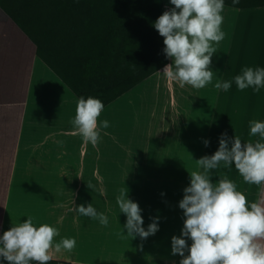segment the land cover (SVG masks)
Listing matches in <instances>:
<instances>
[{"label":"crops","instance_id":"1","mask_svg":"<svg viewBox=\"0 0 264 264\" xmlns=\"http://www.w3.org/2000/svg\"><path fill=\"white\" fill-rule=\"evenodd\" d=\"M173 7L170 0H164V11ZM263 13L264 8L224 7L221 30L226 35L218 45L214 44L217 51L210 65L211 84L215 85L223 76L231 81L237 76L233 64L228 68L222 66L221 59L228 56L233 63L237 40L247 42L248 38L264 36ZM7 17L0 9V197L4 200L0 203H3L0 236L30 217L37 228L48 224L58 230L49 250L53 261L109 264L115 256L124 253L122 259L127 264H179L181 257L171 253V238L180 236L184 226L183 210L178 206L184 195V180L170 173H160L149 162H140L134 175L127 178L120 174H101L100 170L107 165L120 164L119 160L102 158L106 153L110 155L111 146L157 147L159 136L162 139L166 135L172 116L183 114L185 101L196 89L169 80L162 73L164 68L158 71L161 73H154L103 108L97 118L99 140L95 145L101 148H93L72 124L79 98L36 56L34 44ZM171 63L168 58V64ZM197 90L204 91L203 88ZM213 95L208 98L216 105V121L210 134L214 132L218 138L213 146L223 133L229 138L239 137L242 143H254L260 138L259 134L254 140L245 136L248 133L246 126L241 125L243 113L238 104L243 102L239 97ZM104 120L109 122V127H100ZM72 146H79L80 157L74 156L78 155L77 148L73 150ZM33 148L38 158L33 157ZM144 165L148 171L142 170ZM147 172L150 173L147 191H142L138 185H133V189L127 186L137 184ZM224 178L233 181V165L221 163L209 172L214 185ZM89 183L94 186L92 189L88 188ZM262 187L252 193L250 204L264 201ZM121 189L128 191L132 195L128 199L142 209L143 221L146 218L148 221L142 225L145 230L152 222L150 218L159 217V231L145 240L137 236L128 250L124 249L120 238L117 242L112 239L122 232L121 229L115 231L113 225L122 222L124 228L127 220L116 203ZM10 199L20 201L14 214H11L14 207L9 206ZM89 203L108 217L107 227L98 219L70 210L81 204L87 207ZM9 215L12 218L8 219ZM63 238L76 240L71 252L63 248L55 251V245ZM187 243L190 246L192 242Z\"/></svg>","mask_w":264,"mask_h":264},{"label":"clouds","instance_id":"2","mask_svg":"<svg viewBox=\"0 0 264 264\" xmlns=\"http://www.w3.org/2000/svg\"><path fill=\"white\" fill-rule=\"evenodd\" d=\"M170 3L174 7L154 22L155 29L164 37L163 52L172 60L162 73L169 80L179 81L181 86L188 84L202 89L213 80L210 65L217 51L214 44L218 45L226 35L221 30L224 0H170ZM239 3L240 0H232L233 5ZM241 71V75L234 77L238 90L252 87L254 92H259L264 86V68L245 67ZM231 83L217 81L214 86L228 91ZM103 108V102L92 96L87 99L81 96L77 102L72 124L83 140L93 146L99 140L97 118ZM100 127H109V122L102 121ZM256 134L260 138L254 143H242L239 137L229 138L223 133L218 150L196 160L202 171L190 173V185L183 189L184 195L178 205L183 210L184 226L180 236L171 238V253L181 257L179 264H264V201L249 205L233 181L224 178L214 185L209 179L210 170L221 163L234 164L246 183L264 186V122L250 121V135ZM204 143L207 146L209 142L205 140ZM87 186L94 187L91 183ZM127 194L128 191L121 189L116 197L120 212L127 216L124 225L127 236L145 240L155 235L159 231V217L150 218L152 222L145 230L142 209L128 199ZM70 210L98 219L105 227L108 225V217L98 213L91 203ZM58 234V230L48 224L35 227L29 217L0 236V258L8 264L33 261L47 264L52 259L49 250L53 238ZM121 235H125L123 230ZM188 240L192 242L190 246ZM75 246L74 238H63L55 245V251L63 248L71 252Z\"/></svg>","mask_w":264,"mask_h":264},{"label":"trees","instance_id":"3","mask_svg":"<svg viewBox=\"0 0 264 264\" xmlns=\"http://www.w3.org/2000/svg\"><path fill=\"white\" fill-rule=\"evenodd\" d=\"M224 4L264 8V0ZM0 9L78 98L92 96L104 107L168 64L164 37L154 27L164 0H0ZM0 264L8 262L0 258Z\"/></svg>","mask_w":264,"mask_h":264},{"label":"rangeland","instance_id":"4","mask_svg":"<svg viewBox=\"0 0 264 264\" xmlns=\"http://www.w3.org/2000/svg\"><path fill=\"white\" fill-rule=\"evenodd\" d=\"M255 14L258 15L259 13ZM235 46L236 49L233 52V63H230L228 56H224V58L221 59L222 66L227 65L228 68L233 64V69L236 68L235 70L237 71L236 75H241V70L245 67H251L253 69L264 68V36L253 37L252 39L248 38L247 42H239V40H237ZM219 81L223 82L231 80L223 76L219 78ZM231 82V87L228 91L217 89L213 84L209 83L203 88L204 91L200 92V90L196 89L194 93L192 92L190 94L191 96H189L184 103L185 111H183L182 115L174 114L172 116L170 122L166 126V135H164L162 139L159 136L160 140L158 141L157 147L111 146L110 155L106 153V156H103L102 158L119 160L118 162H120V164L118 166L111 164L107 165V167L101 168V174H109L110 176H117L120 174L127 178L134 175V170H136L137 165H139L140 162H149L160 173H170L176 178L184 180V188L189 186L190 173L200 170L196 160H199L205 155L211 156L219 147V142L216 146H213L218 135H215L214 132L210 134L211 126L216 121V118L214 117V108H216V105L214 102L208 101L210 96H214L213 94H221L223 97L237 96L240 98V102L243 103L238 104V109H242L241 112L243 113L241 125L246 126L247 128L248 134H245V136L247 135L251 140L256 139V135L258 134L255 136L250 135V121L256 120L264 122V86H261L259 92H254L252 87L241 91L238 90L234 80ZM248 114L253 115L248 116ZM215 125L216 124L213 125V128ZM205 140L209 142L207 146H205ZM92 147L97 149L101 148V146ZM76 148V154L78 155L74 156L80 157L79 146H72L73 150ZM112 148L117 150H113ZM32 152H35L33 157L38 158V152H36L34 148ZM122 159L127 161V163H123ZM144 166L142 167L143 171L147 170L146 166ZM149 180L150 173H143L142 180L138 181L137 184H128L127 186L133 189V185H138L139 188H142V191H147ZM233 182L237 186V191L242 192L246 196L248 204L250 205L249 201L253 199L251 198V195L259 190V186L246 183L235 169L234 164ZM0 193L2 192L0 191ZM127 195L128 198H132L131 194ZM1 202L4 203L2 197H0V203ZM19 202L18 199H15V201L10 199L9 206L14 207L11 214L18 211L17 205ZM2 205L0 206L2 207ZM122 215L127 217L126 214L122 213ZM10 218H12L11 215L8 216V219ZM145 220L143 224H148V221L146 222ZM67 225L70 224L67 223ZM121 225L122 222L113 225V227L115 231H118L119 229L123 230L125 235H120L119 237L115 236L112 239L117 242V238H120V242H124L125 244L124 249L128 250L133 244L134 239L127 236V230L122 228ZM121 243L120 245L122 246ZM122 256H115V259L110 260L108 263L127 264L124 262L125 260L122 259Z\"/></svg>","mask_w":264,"mask_h":264}]
</instances>
